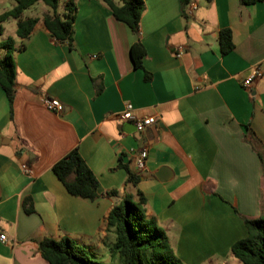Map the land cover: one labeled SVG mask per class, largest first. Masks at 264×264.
Here are the masks:
<instances>
[{"label":"crops","instance_id":"1","mask_svg":"<svg viewBox=\"0 0 264 264\" xmlns=\"http://www.w3.org/2000/svg\"><path fill=\"white\" fill-rule=\"evenodd\" d=\"M67 1L76 7L73 49L50 37V10L35 4L23 18L38 21L12 54L11 105L0 88V264H47L39 243L63 238L98 263L119 264L106 219L124 195L136 201L137 190L184 264H234L243 220L264 219V1L192 0L183 14L178 0H141L137 35L101 0ZM222 29L232 35L225 55ZM136 42L145 50L139 69L130 59ZM254 69L259 76L246 90ZM44 98L63 111L45 110ZM128 104L154 124L138 133L120 120ZM75 148L98 181L93 202L70 196L52 172ZM143 148L138 172L128 152ZM122 166L139 177L135 188Z\"/></svg>","mask_w":264,"mask_h":264},{"label":"trees","instance_id":"2","mask_svg":"<svg viewBox=\"0 0 264 264\" xmlns=\"http://www.w3.org/2000/svg\"><path fill=\"white\" fill-rule=\"evenodd\" d=\"M14 6L0 14V36L3 24L8 20L16 21V37L20 45L15 49L9 41L0 42V88L11 105L14 98L15 65L12 59L14 52L25 49L24 42L30 37L37 19L23 18V13L37 3L43 4L50 13L43 18V24L54 40L73 49L74 23L76 7L72 1L63 4L64 12L57 14L58 0H10ZM110 10L112 17L124 24L132 34L139 31L140 17L144 11L141 0H119L120 6L111 0H101ZM192 0H178L181 8ZM210 1V0H206ZM264 0H238L240 6H251ZM220 53L225 55L233 50L232 35L229 29L218 33ZM3 53V55H2ZM145 50L139 42L130 47V59L135 69L141 68ZM148 75L145 81H148ZM262 166L264 161L260 158ZM127 174L126 185L136 187L139 177L133 174L127 166H122ZM52 172L72 197H79L91 202L98 198V181L92 174L77 148L71 150L65 157L56 162ZM116 196L115 193L109 194ZM137 200L130 195H124L121 201L109 212L106 225L115 234V243L110 249L116 253L119 264H184L170 246L166 232L161 229L156 220L146 216L145 200L137 190ZM29 213V212H28ZM246 236L235 242L230 248L232 258L239 264H264V219L243 220ZM39 253L47 264H101L91 259L88 254L78 248L67 238L56 242L43 239L38 245Z\"/></svg>","mask_w":264,"mask_h":264},{"label":"built area","instance_id":"3","mask_svg":"<svg viewBox=\"0 0 264 264\" xmlns=\"http://www.w3.org/2000/svg\"><path fill=\"white\" fill-rule=\"evenodd\" d=\"M179 56V54L177 55ZM259 76V71L254 69L251 75L245 79L242 83V87L246 90H249L254 81ZM42 106L45 110L50 113L59 114L63 111V105L55 99L51 98H44L42 101ZM118 118L122 121H129L132 122L135 130L138 133H143L147 128L155 122L154 116H144V117H136L132 114V106L130 104L126 105L124 110L119 113ZM128 156L134 158L135 167L138 172H142L145 169V161L147 158L146 149H139V150H130L128 152ZM21 170L24 174H31L30 168L26 165H21ZM6 241V237L3 234H0V242L4 243Z\"/></svg>","mask_w":264,"mask_h":264},{"label":"rangeland","instance_id":"4","mask_svg":"<svg viewBox=\"0 0 264 264\" xmlns=\"http://www.w3.org/2000/svg\"><path fill=\"white\" fill-rule=\"evenodd\" d=\"M66 0H58V9H57V12H61L62 9L61 7L63 6L64 2ZM13 5V2L10 1V0H0V13L3 12L4 10H7L9 9L11 6ZM29 9H27L26 11H24L25 15L29 14ZM10 22H8L7 24L5 23V31L4 33L2 34V37H4L5 39H9L10 42H11V45L16 42L15 41V37L13 36V33H12V25H11V20H9ZM15 45V43H14ZM234 264H239L237 261L234 262Z\"/></svg>","mask_w":264,"mask_h":264}]
</instances>
